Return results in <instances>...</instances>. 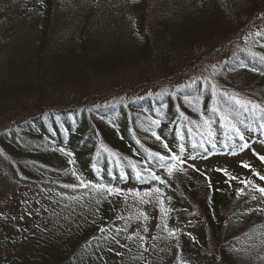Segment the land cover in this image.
Segmentation results:
<instances>
[{
    "label": "trees",
    "instance_id": "obj_1",
    "mask_svg": "<svg viewBox=\"0 0 264 264\" xmlns=\"http://www.w3.org/2000/svg\"><path fill=\"white\" fill-rule=\"evenodd\" d=\"M262 50L264 0H0V264H264V181L212 167L264 149L221 95L264 105Z\"/></svg>",
    "mask_w": 264,
    "mask_h": 264
},
{
    "label": "snow or ice",
    "instance_id": "obj_2",
    "mask_svg": "<svg viewBox=\"0 0 264 264\" xmlns=\"http://www.w3.org/2000/svg\"><path fill=\"white\" fill-rule=\"evenodd\" d=\"M261 33H257V35H260ZM221 95L223 97H225L228 101L232 102L235 104V106L239 109H243L244 111H252V112H259L261 113V121L262 123L260 124V129L258 130H264V105L255 103L251 100H246L243 98H240L238 94H229L227 91H224L221 93ZM212 96L215 98L216 96V92L215 90H213L212 92ZM213 111L218 112L220 115V119L222 121H224L225 123V127H227L229 129V133L230 134H226V139L229 140H234L235 137H238L239 140L241 141V144L239 145V148L241 151H243L244 149L249 148V144L248 142L245 140V135L243 133V131L237 126L236 123L233 122L232 118H230V116L228 115V112L230 111L229 108H224L223 110H221L219 108V106H215L213 108ZM206 123H210L209 121H206ZM243 123V122H241ZM249 131H251V129H248ZM153 135H156L155 133H153ZM207 143L212 145V148H216V143L214 142L215 140V136L213 134V132L211 131V129H209L208 133H207ZM156 139L159 140L160 137L157 135ZM165 148H168V145L165 143L164 144ZM224 147H228V144L225 143ZM235 146L233 147V151L231 154H236L235 150H234ZM61 152H64L65 150L63 148L60 149ZM67 155L71 156L72 153H67ZM159 158V160L163 161V164L161 165L162 167H167L168 169V173L169 175L172 174L173 170L176 168V165H183L184 161L178 156V155H171L170 157H166L163 155H159L156 154ZM259 159L264 162V156H259ZM175 162V163H173ZM69 163H73L72 160L69 161ZM171 164L172 167H168V165ZM242 166L245 168H250L251 166L248 165L247 163L242 162ZM219 171H223L225 173L226 176H229V179H237L236 177H232L227 169H218ZM73 175H77L75 172H73ZM138 176L140 175L139 173L137 174ZM151 178L153 180H157L160 183H165L164 180L161 179L160 176L155 175L154 173H150ZM254 175L259 176V179L261 181H264V175H260L259 173H255ZM79 179V184L78 185H65V187H72V188H76V187H82V188H88V187H92V188H96L101 190L102 192L106 191L109 195L112 194H119L122 190L119 188H116L114 186H107L104 184H94L91 182H87L85 181L82 177H78ZM240 183L245 184V187L251 186L256 192L259 193V199H261L262 201H264V187H260L257 184L253 183L252 180H246V181H240ZM131 191V190H130ZM152 191L159 193L160 189L159 188H155ZM244 193V189H239L238 190V195L243 194ZM139 194V193H137ZM148 193H145V196H147ZM253 200L258 199V197L256 195H253L251 197ZM99 202V201H98ZM161 203H163L161 201ZM264 211V210H262ZM143 215V214H142ZM145 219H147V217L145 216ZM131 238V237H129Z\"/></svg>",
    "mask_w": 264,
    "mask_h": 264
},
{
    "label": "rangeland",
    "instance_id": "obj_3",
    "mask_svg": "<svg viewBox=\"0 0 264 264\" xmlns=\"http://www.w3.org/2000/svg\"><path fill=\"white\" fill-rule=\"evenodd\" d=\"M257 33H259L257 30L252 31L251 33H249L248 39L253 38V36H257ZM262 51L263 52H260V51L258 52L264 55V50ZM228 55L229 54L225 55L224 57L219 58L218 60H216V62L218 63L222 62L224 59L228 57ZM259 156H264V149H258V148L249 149L244 154L236 158H233L230 160H223L221 163L217 162V165L213 163L212 167L222 165V166H225L226 169L227 168L237 169L242 174H244L246 177H249L251 175L253 176L254 172L259 173L260 175H264V162H262L259 159ZM242 162L247 163L251 167L250 168L243 167ZM254 176H257V175H254ZM257 177L259 178V176Z\"/></svg>",
    "mask_w": 264,
    "mask_h": 264
}]
</instances>
